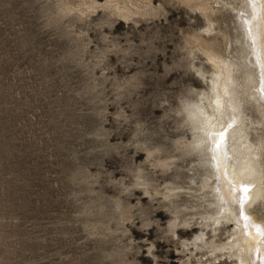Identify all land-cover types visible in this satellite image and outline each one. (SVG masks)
<instances>
[{
  "label": "rangeland",
  "instance_id": "rangeland-1",
  "mask_svg": "<svg viewBox=\"0 0 264 264\" xmlns=\"http://www.w3.org/2000/svg\"><path fill=\"white\" fill-rule=\"evenodd\" d=\"M241 7L0 0V264H234L191 244L209 209L185 107L206 53L242 62Z\"/></svg>",
  "mask_w": 264,
  "mask_h": 264
},
{
  "label": "bare ground",
  "instance_id": "bare-ground-1",
  "mask_svg": "<svg viewBox=\"0 0 264 264\" xmlns=\"http://www.w3.org/2000/svg\"><path fill=\"white\" fill-rule=\"evenodd\" d=\"M105 5L111 7L108 2ZM124 12L122 18H128L130 13ZM237 18L242 62L206 53L215 67L212 91L185 107L195 132L190 145L207 168L201 190L209 209L196 223L200 233L191 244L195 250L208 249L210 255L225 256L234 264H264V217L256 207H264V155L262 139L251 138L260 123L245 114L247 106L255 105L264 115V0H242ZM214 223L232 227L217 245ZM206 230L213 237L203 233Z\"/></svg>",
  "mask_w": 264,
  "mask_h": 264
}]
</instances>
